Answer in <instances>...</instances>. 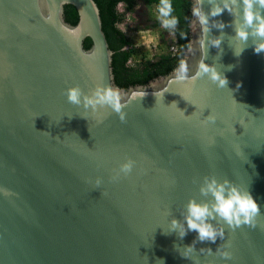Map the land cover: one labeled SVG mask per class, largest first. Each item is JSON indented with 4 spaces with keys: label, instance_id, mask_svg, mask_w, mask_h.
<instances>
[{
    "label": "water",
    "instance_id": "95a60500",
    "mask_svg": "<svg viewBox=\"0 0 264 264\" xmlns=\"http://www.w3.org/2000/svg\"><path fill=\"white\" fill-rule=\"evenodd\" d=\"M192 19L182 58L190 74L204 58L225 88L176 81L175 68L120 88L94 0H0V264H264V53L233 38L227 10L208 34L224 33L219 49L201 45ZM74 85L120 89L125 122L70 104ZM126 160L132 171L113 180ZM209 175L250 192L255 227L221 222L215 243L168 231L189 198L210 199L199 193Z\"/></svg>",
    "mask_w": 264,
    "mask_h": 264
},
{
    "label": "clouds",
    "instance_id": "9594fccd",
    "mask_svg": "<svg viewBox=\"0 0 264 264\" xmlns=\"http://www.w3.org/2000/svg\"><path fill=\"white\" fill-rule=\"evenodd\" d=\"M205 3L209 5L208 11L203 9ZM155 10L160 27L170 34H175L180 24V18L176 14L173 0H158ZM225 10L234 17L232 27L235 35L233 38L245 45H248L251 40L253 51L257 54L264 53V0H193L191 23L193 27L199 26L203 36L201 45L205 47L207 37V47L220 48L224 33L221 32L216 37H211L208 34L212 28L222 30L225 27L222 21L213 19L220 16ZM180 35L183 38L185 33L181 32ZM205 75L219 88H225L228 83L214 65H208L204 62V58L198 62L192 74H190L187 60L183 58L179 60L178 66L173 72L176 81L187 82L188 84H194L197 79ZM64 94L67 101L76 106L82 105L92 110H96L98 106H107L118 114L121 122H125V113L122 109L126 102L124 101V93L118 88L97 85L90 94H85L79 85H74L68 87ZM145 95L146 92H133L129 99L138 96L141 98ZM209 119L214 118L209 117ZM133 165L134 161L126 160L119 166V171L112 179H118L121 173L129 174ZM100 182L101 180L97 178L96 184L99 185ZM199 193L203 197H210V199L198 202L194 198H189L184 205V211L181 213L182 220L172 218L169 221L168 231H175L180 238H183L188 231H195L198 241L215 243L218 237L224 238L223 229L216 226L221 222L232 229L241 225L256 226L255 218L260 214V206L249 191H241L229 180L218 181L215 176L209 175L202 178ZM185 248L192 250L193 246L189 245ZM207 250L211 253V249ZM220 255L224 259H231V253L227 251L221 252Z\"/></svg>",
    "mask_w": 264,
    "mask_h": 264
},
{
    "label": "trees",
    "instance_id": "16d2710c",
    "mask_svg": "<svg viewBox=\"0 0 264 264\" xmlns=\"http://www.w3.org/2000/svg\"><path fill=\"white\" fill-rule=\"evenodd\" d=\"M100 10L102 29L106 35L110 50L114 52L112 68L114 81L120 88H129L135 85H146L150 80L170 73L178 66L182 59L183 51L187 48L189 41L188 26L190 20L191 1L173 0L176 14L179 15L180 24L175 34H171V42L167 50H163L152 60H143L132 64L131 40L120 29V25L127 17L138 12V9L145 10L155 8L158 0H94ZM123 6V12L118 11V6ZM65 19L68 23L75 25L78 21L76 9L72 6H65ZM160 29L159 22L152 24L149 29ZM184 32L182 38L180 33ZM167 33H169L167 31ZM170 34V33H169ZM91 47V41H85V48ZM169 47L175 49V53L169 51Z\"/></svg>",
    "mask_w": 264,
    "mask_h": 264
},
{
    "label": "rangeland",
    "instance_id": "374dc122",
    "mask_svg": "<svg viewBox=\"0 0 264 264\" xmlns=\"http://www.w3.org/2000/svg\"><path fill=\"white\" fill-rule=\"evenodd\" d=\"M118 11L123 12V6H118ZM157 13L154 7L150 9H138V12L131 17H127L119 26L120 29L131 40L132 59L131 63H139L143 60H152L163 50H167L171 42V34L166 30L149 29L152 24L157 22ZM169 47V51H174Z\"/></svg>",
    "mask_w": 264,
    "mask_h": 264
},
{
    "label": "built area",
    "instance_id": "2783aa9c",
    "mask_svg": "<svg viewBox=\"0 0 264 264\" xmlns=\"http://www.w3.org/2000/svg\"><path fill=\"white\" fill-rule=\"evenodd\" d=\"M172 50H173V48H172ZM174 51H176V50H174Z\"/></svg>",
    "mask_w": 264,
    "mask_h": 264
}]
</instances>
